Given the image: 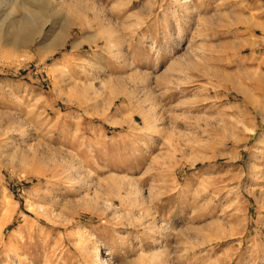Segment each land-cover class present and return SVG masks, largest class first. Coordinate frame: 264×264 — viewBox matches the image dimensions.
<instances>
[{
  "label": "rangeland",
  "instance_id": "obj_1",
  "mask_svg": "<svg viewBox=\"0 0 264 264\" xmlns=\"http://www.w3.org/2000/svg\"><path fill=\"white\" fill-rule=\"evenodd\" d=\"M0 264H264V0H0Z\"/></svg>",
  "mask_w": 264,
  "mask_h": 264
},
{
  "label": "bare ground",
  "instance_id": "obj_2",
  "mask_svg": "<svg viewBox=\"0 0 264 264\" xmlns=\"http://www.w3.org/2000/svg\"><path fill=\"white\" fill-rule=\"evenodd\" d=\"M79 3V2H78ZM86 4V3H85ZM28 5V4H27ZM75 5V4H74ZM26 11L28 12L27 16L25 19L26 21H20L19 25H13V30L11 31L13 34V38H14V43H16L17 45L19 44H23L24 42H31V40H33L34 35L36 34V30L40 27V24H38V21L40 20L39 18V12H35V10L33 9H26ZM42 12V11H41ZM42 17V16H41ZM43 21V20H42ZM3 22V21H2ZM16 28V29H15ZM2 29V28H1ZM109 29V28H108ZM10 30V29H9ZM107 33H112V32H107ZM106 35V34H104ZM107 36V35H106ZM109 36V35H108ZM112 36V35H110ZM91 38V37H90ZM111 39V37H110ZM11 40V39H10ZM7 41V40H6ZM55 41V40H54ZM57 41V40H56ZM26 43V44H27ZM54 45V42H52ZM25 44V43H24ZM78 44L76 43V46ZM47 48V52H49L50 48L49 47H45ZM49 49V50H48ZM46 52V51H45ZM58 64V63H57ZM53 69V68H52ZM116 188V187H115ZM3 200V199H2ZM7 201L5 203L2 202V204H6ZM46 203V202H45ZM9 204V203H8ZM7 204V207H8ZM58 206V205H57ZM44 211V210H43ZM108 261V259L103 258L102 262H106Z\"/></svg>",
  "mask_w": 264,
  "mask_h": 264
}]
</instances>
